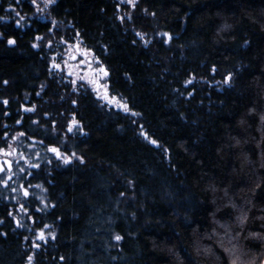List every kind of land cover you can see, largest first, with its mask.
<instances>
[{
    "label": "trees",
    "instance_id": "trees-1",
    "mask_svg": "<svg viewBox=\"0 0 264 264\" xmlns=\"http://www.w3.org/2000/svg\"><path fill=\"white\" fill-rule=\"evenodd\" d=\"M118 4L132 21L121 23ZM33 10L29 0H0V101H9L0 103V148L25 133L43 149L27 155L39 165L26 169L41 199L19 226L0 189V264H262L264 0H139L135 10L56 0L48 14L61 29L38 18L17 27L15 12ZM59 30L100 60L107 90L129 113L52 73ZM73 118L80 128L68 133ZM48 145L76 156L63 164ZM45 225L55 239L33 237Z\"/></svg>",
    "mask_w": 264,
    "mask_h": 264
},
{
    "label": "rangeland",
    "instance_id": "rangeland-1",
    "mask_svg": "<svg viewBox=\"0 0 264 264\" xmlns=\"http://www.w3.org/2000/svg\"><path fill=\"white\" fill-rule=\"evenodd\" d=\"M117 1L120 3V0H117ZM37 2L39 3L40 8L42 9L41 12H37V9L30 4L34 9L33 12L31 14H25L22 12L21 15L27 19L28 18H38V19L43 20V21H50L52 24V21H55V20L52 17H50L48 14V9H49L50 5L47 8H45L44 4H43V2H41V0H37ZM121 5H122V7L124 6V4H121ZM118 12L120 13V15H123L126 12V10H122V9L118 8ZM25 20H23L21 22L25 23L24 22ZM52 27L54 29H61V27L59 26V24L57 22H56V25L52 24ZM52 27H51V30H52ZM60 31L61 30L58 31L59 35H60L59 39L55 35L53 36V39H56L54 41L55 44H53V46L55 45L57 52L52 54L50 56V60H49L50 69H51L52 73L56 72L57 74L64 76L65 77L64 79H66L69 83H71L72 81L75 80L76 81L75 85H73L71 83L73 88L77 87V85H79V84L83 85V86L89 88L92 91V93L94 94V96L98 100H100L101 103L106 104L109 107L113 106L114 108L121 110V108L118 107V104H116V103L110 104L108 102V100L104 98L105 97V87L107 89V82H106L107 77L103 76L102 74L99 77H97L94 73L89 72L87 70V65L89 63L91 64L92 69H96L100 66L104 67V65L100 62V60H98L95 57V55L93 54V52L91 50H88L83 46V44H82V42H80V40L76 39L72 43H66L65 40H63L62 34ZM53 33H55V32H53ZM62 33H64V30ZM38 37H41V36L39 35ZM69 55H74L77 57V59L70 60ZM80 61H84V64H81ZM56 63L61 65L60 69H55L53 67V65ZM105 70L107 71L106 68H105ZM81 76H87L89 79L97 80L98 84H99V88H97L96 84L87 83V81L81 80L80 79ZM107 96L109 99L111 97H115L109 93V90H107ZM117 100L120 103H124L123 100H120L119 98H117ZM21 138H22V140L20 138L8 139L9 141H8L7 145L4 147V149L5 150L14 149L15 150V154L11 157H8L9 159H11L13 161L12 173L6 172V173H3L0 175V181H2L3 179H5V177L7 175L13 174L12 175V182L9 183L7 187H5V185L2 182H0V189L3 192L4 199L11 202L9 205V207H10L9 213H11V215H9V213H8V216L11 217L15 221V223L20 222L21 218L28 213L29 208L31 206V203L33 202L34 199H41V198H39L40 194L37 192L36 186L38 184L29 182V178L32 175V170L31 169L27 170V169L29 168V165H30V167L35 168L34 165H36V163H34V161H31L27 155H29L30 153H36L37 155H39L40 153H42L43 149L38 148L35 142L34 143H29V142L27 143V142L23 141L24 138L22 136H21ZM14 140H16V141L14 142ZM31 141H35V140L32 138ZM8 145H11V149L8 148ZM15 146L18 147V149L15 148ZM48 146H55V145H48ZM56 147H58L60 149L61 153L70 156V154H66L60 146H56ZM20 154H23V158H21ZM52 154L53 153H51V155ZM0 157H6V156H4L3 153H0ZM59 161L64 164L62 159H59ZM20 168L24 169L23 173H21L19 171ZM21 181L24 183V187L28 188V191H29L28 197H24L23 194L21 193V190L18 187V183ZM12 188H16L17 192H13ZM21 205L24 206L25 210H21V207H20ZM31 222H32V220L30 219V223ZM41 231L44 232L45 237L48 235L52 236L54 233L53 230H49L46 227H42L41 229H35L33 237H35L36 239H39V233Z\"/></svg>",
    "mask_w": 264,
    "mask_h": 264
},
{
    "label": "snow or ice",
    "instance_id": "snow-or-ice-1",
    "mask_svg": "<svg viewBox=\"0 0 264 264\" xmlns=\"http://www.w3.org/2000/svg\"><path fill=\"white\" fill-rule=\"evenodd\" d=\"M41 2H43L44 7L47 8L49 5L55 4L56 3V0H41ZM21 3H22V0H15V4L16 5H19ZM29 3L33 7H35L37 9V12H41L42 11V9L40 8V5L37 2V0H29ZM120 4L130 5L131 8L133 10H135L138 7L139 0H120ZM119 6L120 5L118 4L117 5V8H119ZM9 8L12 9V11H15V8H13V6L11 4L9 5ZM142 12H143V14L145 16L151 15L152 17H155V15H156L155 12L149 13L147 8L142 9ZM15 15L17 17V19L15 21L16 26L17 27H20L21 26V21L25 20V17L22 16L19 12H15ZM118 19L121 21V23L125 22V20H127V21L130 22V21L133 20V12H125L123 15H120L118 17ZM52 24L53 25H56V21H52ZM50 31H54V29H52ZM133 31H135V30L133 29ZM146 35H147L146 33H142V32L135 31V36L138 37L141 41L144 42V46L145 47H147L148 43L150 42V41H148V40L145 39ZM162 35L168 38L167 40L164 41V43H168L172 39V37L169 36L168 33H163ZM37 39H42V38L41 37H37ZM136 42H137L136 40H133L132 41L133 44H135ZM7 43L9 45H14L15 44V40L14 39H9L7 41ZM245 43H247V42H245ZM35 46L36 45H33V47H35ZM49 46H51V41H49ZM69 59L70 60H75V59H77V57L74 56V55H69ZM80 63L81 64H84V61H80ZM53 67L55 69H60L61 65L58 64V63H56V64L53 65ZM87 70L89 72L94 73L97 77H99L101 74L103 76H105V77L108 76V72L105 70V68L103 66H100V67H98L96 69H92L91 64L89 63L87 65ZM212 71L215 72L216 69L213 68ZM230 78H231V73H229L228 76L225 77L224 83H226V84L229 83ZM80 79L81 80H84V81H87V83L96 84L97 85V88H99L98 81L95 80V79H89L87 76H81ZM192 82L193 81L191 79L185 81V86L190 85ZM4 83L7 84V81H4ZM71 83L73 85H75L76 84V81L74 80ZM41 87L43 88L44 86L42 85ZM81 87H83V85H81ZM36 95L39 96L40 93L37 92ZM188 95L191 96V95H193V93L192 92H189ZM104 98L107 99L110 104L116 103V104H118V107L121 108L125 113H129V105L127 103H120L117 100L116 97H111L110 99L108 98L106 87H105V97ZM61 99H63V97H61ZM0 103H2L3 105H7L9 103V101L8 100H3V101H0ZM72 104H73V106H75L77 104V101L76 100H73L72 101ZM24 111H26V112H34L35 111V107L26 108V109H24ZM130 114L132 116L138 115L135 112H132ZM45 115H47V114H45ZM16 123L19 124V123H21V121L18 120ZM33 123H37V122L34 121ZM4 127L7 128V125H5ZM141 127H143V126H141ZM74 128L75 129H79L80 128V123L75 118H73L68 123L67 132L68 133H73ZM53 132H55V123L54 122H53ZM81 134L82 135H85V133H83V132H81ZM18 135L19 136H24L25 133H19ZM142 135L144 136L145 140H148V142L151 145L155 146L157 149H161V150H163L165 152L167 151L166 149H163V146L158 143L157 139H149V134L148 133L144 132V133H142ZM7 136H8V133H7V131H5L4 137L7 138ZM16 138L17 137H15V136L12 137V139H16ZM47 139L55 141V135L50 136V137H47ZM4 142L6 143V139H5ZM39 143L43 144L44 141L41 140V141H39ZM8 148L11 149V145H8ZM47 151L53 153L57 159H62L63 162H64V164L71 163L72 158L76 156V154L74 152L72 153L71 156L65 155V154L61 153L60 149L58 147H56V146H48L47 147ZM0 153H3V155L6 156V157H11V156H13L15 154V150L14 149H12V150H5L4 148H0ZM20 156H21V158H23V154H20ZM78 159L80 160L81 163L84 162L83 161V157H78ZM12 165H13V161L11 159L5 160L2 164H0V174L6 173V172L7 173H12ZM34 167H39V165H34ZM19 171L21 173H23L24 172V169L23 168H20ZM12 175L13 174H9L7 176V179H3L0 182H2L5 185V187H7L8 184H9V181L12 180ZM129 184L131 185V181L129 182ZM36 187H40V186L37 185ZM20 188H21V190L23 192V196L24 197H28L29 196L28 188L27 187H24V185H21ZM12 191L13 192H17V189L16 188H12ZM120 195L123 196L124 193L122 192V193H120ZM21 210H25L23 205H21ZM9 215H11V213H9ZM238 219H239L240 224L242 225L244 223V220L246 219V216H241ZM0 223H2V221H0ZM17 223H18V226H19V222H17ZM45 227H48V226L45 225ZM221 227L225 230V235L227 236L228 233H229V230H230V226L229 225H221ZM52 238L55 239V236L53 235ZM25 239H27V237H25ZM39 239L40 240H45V235H44V232L43 231H41L39 233ZM112 239H114L117 242H120V241L123 240V237L120 234H115V235H113ZM36 247L38 248L39 245L37 244ZM234 250H235L234 248L233 249H226V251H229V252H234ZM60 259L63 260L64 257H60ZM32 260H33V257L32 256H29L28 257V264H32ZM233 264H236V261L235 260L233 261Z\"/></svg>",
    "mask_w": 264,
    "mask_h": 264
},
{
    "label": "water",
    "instance_id": "water-1",
    "mask_svg": "<svg viewBox=\"0 0 264 264\" xmlns=\"http://www.w3.org/2000/svg\"><path fill=\"white\" fill-rule=\"evenodd\" d=\"M9 158L8 157H0V164H2L5 160H8ZM21 185H24L23 183L20 184ZM21 190V188H20ZM21 193L23 194L22 190H21ZM262 264H264V260L262 262Z\"/></svg>",
    "mask_w": 264,
    "mask_h": 264
},
{
    "label": "flooded vegetation",
    "instance_id": "flooded-vegetation-1",
    "mask_svg": "<svg viewBox=\"0 0 264 264\" xmlns=\"http://www.w3.org/2000/svg\"><path fill=\"white\" fill-rule=\"evenodd\" d=\"M0 175H1V174H0ZM7 176H8V175H7ZM7 176L5 177V179H7ZM11 182H12V180L9 181V183H11ZM21 183H23V182L21 181V182L18 183V187H19V189H20V184H21ZM23 184H24V183H23ZM20 207H21V206H20Z\"/></svg>",
    "mask_w": 264,
    "mask_h": 264
}]
</instances>
